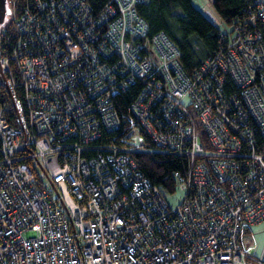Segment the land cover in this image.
<instances>
[{
	"label": "built area",
	"instance_id": "built-area-1",
	"mask_svg": "<svg viewBox=\"0 0 264 264\" xmlns=\"http://www.w3.org/2000/svg\"><path fill=\"white\" fill-rule=\"evenodd\" d=\"M5 1L0 264H264L243 237L264 220V0L191 73L142 0ZM153 151L185 159L175 204L132 156Z\"/></svg>",
	"mask_w": 264,
	"mask_h": 264
},
{
	"label": "trees",
	"instance_id": "trees-1",
	"mask_svg": "<svg viewBox=\"0 0 264 264\" xmlns=\"http://www.w3.org/2000/svg\"><path fill=\"white\" fill-rule=\"evenodd\" d=\"M92 7L100 6L104 0H89ZM247 0H211L214 11L223 24H229L234 16L244 10ZM138 13L146 19L150 32H165L179 49L181 67L191 73L203 57L217 49L226 38L228 30H223L214 23L191 0H142L136 3ZM6 35L12 36L11 20L5 22ZM6 42L0 44V53L7 52ZM138 83L131 84L126 91L119 92L115 104L125 107L138 88ZM0 99H6V90L0 89ZM136 164L153 183L165 191L174 190L171 173L185 163L181 155L168 152H135L132 154Z\"/></svg>",
	"mask_w": 264,
	"mask_h": 264
},
{
	"label": "rangeland",
	"instance_id": "rangeland-1",
	"mask_svg": "<svg viewBox=\"0 0 264 264\" xmlns=\"http://www.w3.org/2000/svg\"><path fill=\"white\" fill-rule=\"evenodd\" d=\"M191 2L197 7L202 8L206 15L211 17L212 14H214V11H213L214 8H213V5L211 4V0H191ZM215 17L217 16L215 15ZM216 23L221 27V29L228 30V33H230L232 25L230 24L225 25L219 19H217ZM181 195H182V188L176 186V189L174 191H171L170 193L167 194L169 204L177 203V201L181 198ZM257 226H258L256 230L257 233L250 231V232L244 233V236H243L244 238L245 237L248 238L249 239L248 243L253 246L261 245L262 241H264V221H262ZM256 253H259V252H256Z\"/></svg>",
	"mask_w": 264,
	"mask_h": 264
},
{
	"label": "crops",
	"instance_id": "crops-1",
	"mask_svg": "<svg viewBox=\"0 0 264 264\" xmlns=\"http://www.w3.org/2000/svg\"><path fill=\"white\" fill-rule=\"evenodd\" d=\"M199 8V7H198ZM201 10H202V12L205 14V12H204V10L202 9V8H200ZM214 11V10H213ZM206 15V14H205ZM215 15H216V13H215V11H214V14H212V16L210 17V16H208L214 23H216V21H217V19H219V17H218V15H216L217 17H215ZM220 20V19H219ZM264 221V220H263ZM261 222H259V223H255V224H253V226L250 228V230L249 231H247V232H255V233H257L256 232V230H257V228H258V224H260ZM253 228V229H252ZM247 240L244 242L247 246H250V247H252V249L255 251V252H262V254L264 255V241H262V243H261V245H250L249 243H248V241H249V239L248 238H246Z\"/></svg>",
	"mask_w": 264,
	"mask_h": 264
},
{
	"label": "water",
	"instance_id": "water-1",
	"mask_svg": "<svg viewBox=\"0 0 264 264\" xmlns=\"http://www.w3.org/2000/svg\"><path fill=\"white\" fill-rule=\"evenodd\" d=\"M6 1L5 0H0V24L4 21L5 19V12H6ZM3 78V74L1 71V67H0V79Z\"/></svg>",
	"mask_w": 264,
	"mask_h": 264
},
{
	"label": "bare ground",
	"instance_id": "bare-ground-1",
	"mask_svg": "<svg viewBox=\"0 0 264 264\" xmlns=\"http://www.w3.org/2000/svg\"><path fill=\"white\" fill-rule=\"evenodd\" d=\"M130 87V86H129Z\"/></svg>",
	"mask_w": 264,
	"mask_h": 264
}]
</instances>
